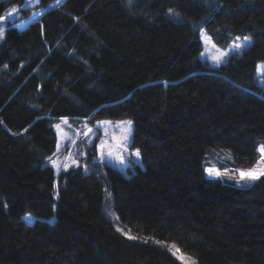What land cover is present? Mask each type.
<instances>
[{
  "label": "trees",
  "instance_id": "trees-1",
  "mask_svg": "<svg viewBox=\"0 0 264 264\" xmlns=\"http://www.w3.org/2000/svg\"><path fill=\"white\" fill-rule=\"evenodd\" d=\"M201 28L221 47L254 40L211 66ZM260 61L264 0H65L24 28L10 23L0 44V264H184L171 246L199 264H264V177L239 186L206 171L211 148L232 150L239 166L261 158ZM62 117L132 118L143 166L127 175L91 158L57 174L47 160ZM108 191L123 230L105 210Z\"/></svg>",
  "mask_w": 264,
  "mask_h": 264
},
{
  "label": "rangeland",
  "instance_id": "rangeland-1",
  "mask_svg": "<svg viewBox=\"0 0 264 264\" xmlns=\"http://www.w3.org/2000/svg\"><path fill=\"white\" fill-rule=\"evenodd\" d=\"M0 1H5L7 4L2 15L4 20H1L0 26L5 29V33L10 23L17 24L19 28H24L29 23L39 20V17L43 13L44 9H46L43 6H40V0L38 3L36 0ZM61 2L62 0H60L59 5ZM59 5H57V2L55 1L47 7H58ZM13 8L17 9L15 13L12 12ZM202 32L204 33L206 39H201L204 48L200 53V58L204 61H208L211 66H216L213 58L219 56L223 52H228L231 45L236 42V39L233 40L227 47H221L213 40L205 28L200 29V36ZM245 36L250 37L251 42L241 50L231 52L229 55L224 57V62L228 61L234 54H242L243 50L253 42L254 38L251 35ZM243 37L244 36L240 37L241 41L243 40ZM3 39H0V44ZM258 65L261 67V71L257 72L256 69V81L264 88V61H260ZM66 118L67 122L61 118L53 122L57 132L58 141L56 150L54 154L48 158L47 164L53 166L51 161L56 160L60 166L59 172H57L56 168L53 166L57 174L65 169V165H68L67 168L83 164L87 166V162L88 160H92L91 158H93L95 163H100L101 165H112L124 171L127 175L130 174L129 169L132 168L134 164L143 166L141 154L139 157L132 155V153L138 149L133 146L134 121L132 118H101L93 122L88 119ZM127 121L132 122L130 126L127 125V123H121ZM56 125H60V127L57 128ZM85 133H87V135H85ZM125 137H127L126 140ZM125 145L127 146L126 152L124 151ZM121 156H123V160H121ZM223 160L225 161L224 163H222ZM206 161L213 165V167L208 168L215 169L221 173H225V170H227V174L225 175L216 176L214 173L210 175L207 172L208 175L224 177L239 186H247L253 182L241 180V171L247 172L249 169L264 167V160L261 158L252 166H239L235 161L232 150L226 148L209 149L206 154ZM132 171H134V169H132ZM113 202V194L109 191L106 192L105 210L115 221L118 228L123 230L124 227L118 219V214ZM126 231L129 235H131L128 230ZM171 247H173L172 250L174 254L184 264H199L190 254L183 253L180 249L174 246Z\"/></svg>",
  "mask_w": 264,
  "mask_h": 264
},
{
  "label": "snow or ice",
  "instance_id": "snow-or-ice-1",
  "mask_svg": "<svg viewBox=\"0 0 264 264\" xmlns=\"http://www.w3.org/2000/svg\"><path fill=\"white\" fill-rule=\"evenodd\" d=\"M36 2L38 3L39 0H36ZM56 2H57V5H59L60 0H56ZM129 3H131V0H129ZM16 11H17L16 8L12 9L13 13H15ZM168 13L170 15H175L173 9H171V8L168 9ZM0 20H4V17L0 16ZM4 34H5V29L3 27H0V39L4 38ZM200 39H202V40L206 39V37H205L203 32L201 33ZM250 42H251V38L248 37V36H244L242 41H241L240 37H237L236 38V42H234L231 45V47L228 50V52H223L219 56L213 58L214 59V63L216 64V66H219V64L224 62V57L229 55L231 52L241 50L243 47H245ZM260 71H261V67L258 65L257 66V72H260ZM61 119L64 120L65 122H67V118L66 117H62ZM121 123H127V125L130 126L132 122L131 121H127V122H121ZM56 127L59 128L60 125H56ZM89 131H91V130H89ZM85 135H87V133H85ZM126 139H127V137H125V140ZM124 151L125 152L127 151V146L126 145L124 146ZM257 151H259L261 153V159L264 160V144L259 145L258 148H257ZM132 155H134L136 157H139L140 156L139 149H137L134 153H132ZM121 160H123V156H121ZM51 163L56 168L57 172H59L60 171V166L57 163V161L56 160H52ZM64 167H65V170H67L68 165H65ZM206 171L210 175H212L214 173L216 176H221V175L227 174V170H225V173H221V172H219V171H217L215 169H212V168H208V169H206ZM261 177H264V167L249 169L247 172H245V171H241L240 172V179L243 180V181H246V182L256 181V180L260 179ZM31 215H32L31 213H26L23 218L26 219V220L31 219ZM131 238H134V237H131Z\"/></svg>",
  "mask_w": 264,
  "mask_h": 264
},
{
  "label": "water",
  "instance_id": "water-1",
  "mask_svg": "<svg viewBox=\"0 0 264 264\" xmlns=\"http://www.w3.org/2000/svg\"><path fill=\"white\" fill-rule=\"evenodd\" d=\"M64 1H65V0H62V2H64ZM62 2H61V3H62ZM49 8H53V7H47L46 9H49ZM46 9H44V11H45ZM44 11H43V13H44ZM43 13H42V14H43ZM42 14H41V15H42Z\"/></svg>",
  "mask_w": 264,
  "mask_h": 264
}]
</instances>
